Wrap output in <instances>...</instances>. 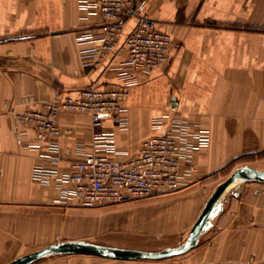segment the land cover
<instances>
[{"label": "crops", "instance_id": "0c3cea01", "mask_svg": "<svg viewBox=\"0 0 264 264\" xmlns=\"http://www.w3.org/2000/svg\"><path fill=\"white\" fill-rule=\"evenodd\" d=\"M85 1L0 0V264L78 239V215L86 219L91 212L74 198L60 201L69 186L62 176L87 153L126 161L158 132L157 117L187 120L209 139L191 137L197 170L186 171L179 190L129 204L141 209L134 221L164 239L136 249L180 246L230 168L264 170V0H146V12L173 36L171 59L151 72L137 70L139 82L129 89L124 111L106 117L101 127L93 126L88 112L60 110L54 120L62 134L50 139L63 157L48 182L37 180L36 167L51 165V145H38L36 127L13 112H47L57 91L62 100L90 84L118 85L127 59L124 50L94 52L106 19L83 8ZM136 24L133 17L124 22L121 42ZM98 130L113 135V151L96 145ZM217 206L195 246L153 263L264 264V182L242 179ZM29 264L122 263L57 253Z\"/></svg>", "mask_w": 264, "mask_h": 264}, {"label": "built area", "instance_id": "2783aa9c", "mask_svg": "<svg viewBox=\"0 0 264 264\" xmlns=\"http://www.w3.org/2000/svg\"><path fill=\"white\" fill-rule=\"evenodd\" d=\"M146 0H88L83 8L101 12L106 19L103 25L101 55L115 51L127 52V59L119 72L120 84L101 88L90 84L78 91L76 97L66 96L47 103L48 111H14L20 122L32 124L37 129V144L50 143L51 165L37 166L35 178L48 182V176L56 172L63 153L58 142L51 141L52 134H62L54 120L60 110L90 113L93 126L101 127L108 116H116L124 111V100L129 89L139 82L137 70L151 72L172 57L174 39L170 32L159 26L156 18L146 12ZM136 18L137 24L123 41L124 22ZM158 132L143 141L139 150L126 161L114 156L92 152L72 161L70 169L62 180L69 183L63 189L61 202L70 198L84 206L108 205L125 201L146 199L156 194L179 190L184 184L186 171L197 170L192 161L198 137L201 142L209 139V134L192 130L187 120L176 116H161L154 120ZM96 145L113 151L114 137L103 130L94 135ZM186 161V169L185 162Z\"/></svg>", "mask_w": 264, "mask_h": 264}, {"label": "water", "instance_id": "95a60500", "mask_svg": "<svg viewBox=\"0 0 264 264\" xmlns=\"http://www.w3.org/2000/svg\"><path fill=\"white\" fill-rule=\"evenodd\" d=\"M238 179H253L264 182V170L251 165H244L232 172V174L218 185L216 190L209 197L201 215L193 225L191 232L183 244L178 247L165 248L162 250H146L110 246L95 242H88L79 239L61 240L50 244L39 250L29 252L8 262L7 264H29L37 259L50 254H91L113 259H163L175 254L183 253L199 240L203 229L209 225L211 217L217 212L218 201L229 186Z\"/></svg>", "mask_w": 264, "mask_h": 264}, {"label": "rangeland", "instance_id": "374dc122", "mask_svg": "<svg viewBox=\"0 0 264 264\" xmlns=\"http://www.w3.org/2000/svg\"><path fill=\"white\" fill-rule=\"evenodd\" d=\"M232 171V168H230L228 175H231ZM135 202L140 204L139 202L141 201L133 200L116 204L85 206L91 213H88L86 219L82 218L83 215L79 213L78 239L132 248L139 247L138 245L148 247L156 244L158 241L162 242L164 239L162 240L157 233H150L143 226H139V223L134 221L133 215L135 212L141 210L140 207L137 208L134 205L129 206V204H134ZM116 260L122 264L124 262L154 264V259Z\"/></svg>", "mask_w": 264, "mask_h": 264}, {"label": "bare ground", "instance_id": "6f19581e", "mask_svg": "<svg viewBox=\"0 0 264 264\" xmlns=\"http://www.w3.org/2000/svg\"><path fill=\"white\" fill-rule=\"evenodd\" d=\"M241 180H242V179H238V180L234 181V182L229 186V188H231V187L237 185Z\"/></svg>", "mask_w": 264, "mask_h": 264}]
</instances>
